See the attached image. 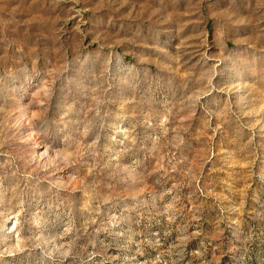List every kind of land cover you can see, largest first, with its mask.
<instances>
[{
    "label": "rangeland",
    "instance_id": "1",
    "mask_svg": "<svg viewBox=\"0 0 264 264\" xmlns=\"http://www.w3.org/2000/svg\"><path fill=\"white\" fill-rule=\"evenodd\" d=\"M0 264H264V0H0Z\"/></svg>",
    "mask_w": 264,
    "mask_h": 264
}]
</instances>
